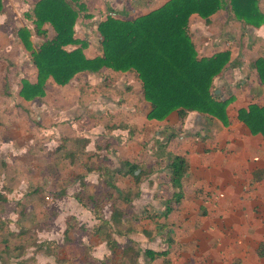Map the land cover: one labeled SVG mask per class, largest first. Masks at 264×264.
I'll list each match as a JSON object with an SVG mask.
<instances>
[{
	"label": "crops",
	"instance_id": "1",
	"mask_svg": "<svg viewBox=\"0 0 264 264\" xmlns=\"http://www.w3.org/2000/svg\"><path fill=\"white\" fill-rule=\"evenodd\" d=\"M2 3L0 66L6 63L11 70L18 67L20 79L7 85L8 97L16 106L13 112L10 115L0 109L1 145L12 156L17 155L19 148L25 147L21 142L26 137L27 150L35 158L40 142L37 140L44 137L46 150H52L56 156L52 159V169H59V177L52 175V181L45 180L47 183L60 181L57 182L60 188L56 189L57 196L51 203L53 215L50 214L48 225H43L47 240L39 250L41 259L46 258L53 264H163L166 259L167 264H264V258L255 253L256 246L264 240L262 181H257V176L253 177L255 181L247 177L237 181L210 177L215 165L224 162L235 164L234 174L241 170L249 173L250 163L264 164V150L258 149L264 146L259 144L264 137L251 133L237 119L240 108L252 103L264 105V83L252 66L256 58L264 57V22L259 27L247 25L243 35L240 32L239 41H244L245 46L231 49L230 61L213 80L219 100H236L231 102L236 105L231 108L227 103L226 120L190 111L181 121L173 111L165 120L157 122L148 118L149 102L133 70L80 72L64 85L56 84L49 77L41 96L22 98V81L35 82L37 72L30 60V51L17 36L19 27L15 33L12 25H9L11 32L8 28L3 31L9 11L3 0ZM258 6L264 13V0H258ZM222 12L225 11L215 13L212 22ZM82 22L83 19L77 18L74 25L77 39L84 30L80 28L78 32ZM235 24L240 23L236 20ZM189 30L199 55H211L226 47L222 44L219 25L210 27L199 18H191ZM52 35L49 28L47 37ZM31 40L34 48L43 38L33 35ZM90 43L87 40L84 54L87 57L100 54L99 47ZM79 46L71 44L66 49ZM22 56L27 63L16 62ZM170 134L173 136L169 137ZM228 135L236 138L239 146L249 140L256 148H252L253 154L246 155L244 146L227 147ZM57 143L60 144L57 146ZM169 153L183 156L187 171L182 178L183 197L165 216L166 201L174 191L167 166ZM125 162L138 167L141 174L138 181L125 173ZM27 168L28 179L34 181L32 161ZM48 168L44 167L47 174ZM260 171L263 177L264 168ZM99 193H109L111 199L102 213L96 215L91 199ZM112 208L116 211V221L100 222V216L109 219ZM202 208H206L207 215L197 225ZM68 217L73 218L74 224L66 231ZM127 245L128 254L124 255L122 251ZM146 249H168V255L151 260L144 253Z\"/></svg>",
	"mask_w": 264,
	"mask_h": 264
},
{
	"label": "trees",
	"instance_id": "2",
	"mask_svg": "<svg viewBox=\"0 0 264 264\" xmlns=\"http://www.w3.org/2000/svg\"><path fill=\"white\" fill-rule=\"evenodd\" d=\"M83 7L81 0H36L23 14L31 27H20L17 36L24 48L30 51V60L37 76L35 82L22 81V98L30 100L41 96L49 77L56 84L64 85L80 72L133 70L141 81L143 96L149 102V119L161 122L174 111L182 121L188 112L197 111L226 120L229 100L218 99L219 96L214 93L213 80L230 61L231 48L221 49L211 55H199L191 39L189 21L199 18L209 23L215 13L227 9L245 26L259 27L264 22V13L258 6V0H165L156 8L134 17H129L124 10H109L108 15L96 26L101 39L100 54L94 57H87L83 52L87 46L86 40L74 36V25ZM3 10L0 0V13ZM49 28L53 32L50 38L47 37ZM33 35L43 38L34 48L31 40ZM71 44L80 46L66 49ZM252 66L264 83V57L256 58ZM237 119L246 124L251 133H260L264 137V105L252 103L247 108H240ZM169 156L167 166L174 191L166 201L163 211L165 216L177 207L183 197L182 178L187 171L183 156L171 153ZM124 164L125 173L133 175L138 181L141 175L137 171L138 167L128 162ZM110 199L109 193H99L91 199L96 215L102 213ZM0 202H6V196L1 192ZM206 215V208H202L196 224ZM110 220L116 221L115 209L109 219L100 216L103 224ZM66 222L68 231L74 224L73 218L68 217ZM122 253L128 254V245ZM144 253L151 260L166 258L168 249H146ZM255 253L264 258V240L256 246ZM167 262L168 259L163 264Z\"/></svg>",
	"mask_w": 264,
	"mask_h": 264
},
{
	"label": "rangeland",
	"instance_id": "3",
	"mask_svg": "<svg viewBox=\"0 0 264 264\" xmlns=\"http://www.w3.org/2000/svg\"><path fill=\"white\" fill-rule=\"evenodd\" d=\"M3 1L4 4L7 5L9 11V18L3 25V31H6L8 28L11 32L12 30L9 25L13 26V33L16 32L18 27L20 28L25 25L27 27H31L28 24L29 21L23 14L32 6H29V4L31 2H36V0ZM164 1L165 0H83L84 9L80 10L81 12L78 17L83 19V22L78 25V32H80V28L84 30L78 35V38L86 40V42L88 40L91 42L90 44L99 47L101 36L96 26L100 20L104 19L106 15H108L109 10H124L129 17H134L156 8ZM222 10L225 12H222L214 22H212L213 19H210V22L207 24L210 27L219 25L221 34L223 33L222 44L226 45V47L231 49L243 48L245 46V42L239 41L240 38L238 35L240 32L242 35L247 32L246 26L238 20L237 21L241 25L239 24V26L238 24H235L236 19L230 11L227 9ZM230 21H232V24L229 23ZM25 22L26 24H24ZM253 49L254 48L251 45L250 50ZM17 61L27 63L24 56L20 57L16 60V62ZM4 64L3 66H0V98L3 100V102L0 103V109H2L5 113L10 112L11 115L13 107L16 106L12 105L13 100L11 97H8L9 95L6 92L8 89L7 85L8 83H18L20 79V71L18 70V67H14L11 70L7 68L6 63ZM10 65L16 64L15 62H10ZM26 73L31 74L27 70ZM105 76L108 78L109 74ZM232 101H236L235 98L228 101L229 108L236 106L231 103ZM15 110L16 109H14V111ZM10 128L11 125L7 128V132L10 131ZM223 133L226 134L225 131H223ZM233 138L230 135L227 136V139L229 140L227 147H239L241 149L244 146L246 147V155L253 154L252 148L254 147L251 143L249 144V140L245 141L242 146H239V144H237V139ZM44 139V137H40L39 140H37L40 142L34 152V158L33 156L31 157V152H28L27 150L29 143L26 141V137H24L21 143H24L25 147L19 148V152H17L18 154L13 155L15 158L11 160L13 157L10 153L11 151L7 150L6 146L1 145L3 139L2 136H0V192L6 196V202H0V264H37V262L38 264H53V262L48 261L46 258L41 259L42 257L39 256V250H41L40 248H43V243L47 240L42 232L44 229L43 225H48L49 219L52 217L50 214L53 212L54 207L52 206L51 208V203L57 196L56 189L59 190L60 188V183H57L60 181L52 183H47L45 181L46 179L52 181V175L54 178L59 177V169L56 171L52 169L54 164L52 159H54L55 155L51 153L52 150H46V147L44 146ZM259 142V144H264V139H262V141L259 140ZM59 144L60 143H57L56 145L58 146ZM249 146L251 148L247 149ZM258 149L264 150V146L260 145ZM1 151L3 152L1 153ZM3 157H8V160H2ZM29 161H32L34 165V181L28 179L29 171H27V165ZM49 164L51 165V169ZM234 165L235 164L232 162L217 164L215 165V170L210 173V177L219 178L220 181H237L238 179H244V177H247L249 181H255L253 177L257 176V181H262L264 185V176L260 177V169L264 168V164L250 163L248 164L250 166V172L243 173L241 170L239 174H234L232 172ZM45 166H49L47 169L48 174L44 171ZM256 169L259 171L255 172ZM51 184L53 187H50ZM162 188L163 187L160 189ZM153 192L155 193V190H153ZM148 193L151 194L152 192ZM165 193L166 192L164 191L163 194ZM5 243H7V247L5 246ZM55 249H57V247H55Z\"/></svg>",
	"mask_w": 264,
	"mask_h": 264
},
{
	"label": "built area",
	"instance_id": "4",
	"mask_svg": "<svg viewBox=\"0 0 264 264\" xmlns=\"http://www.w3.org/2000/svg\"><path fill=\"white\" fill-rule=\"evenodd\" d=\"M226 46V45H225ZM225 48H228V47H225Z\"/></svg>",
	"mask_w": 264,
	"mask_h": 264
}]
</instances>
